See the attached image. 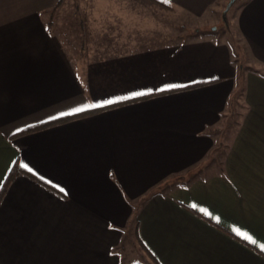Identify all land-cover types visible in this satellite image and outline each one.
Masks as SVG:
<instances>
[{"label": "crops", "instance_id": "0c3cea01", "mask_svg": "<svg viewBox=\"0 0 264 264\" xmlns=\"http://www.w3.org/2000/svg\"><path fill=\"white\" fill-rule=\"evenodd\" d=\"M85 1L0 0V264H264V0Z\"/></svg>", "mask_w": 264, "mask_h": 264}, {"label": "rangeland", "instance_id": "374dc122", "mask_svg": "<svg viewBox=\"0 0 264 264\" xmlns=\"http://www.w3.org/2000/svg\"><path fill=\"white\" fill-rule=\"evenodd\" d=\"M146 1V0H145ZM230 0H219L218 5V11H215V13L211 14L209 17L204 18H196V17H189L186 15H181L177 13H173L171 16V23L178 25L182 30H185V32L181 33L182 36L185 37H196V36H204V35H214L216 38L222 40L227 39L230 43H232V48H234V53H240L241 49L239 48L240 45H238V41L240 44L242 43L243 46H246L245 41H243L242 38H240L239 33L237 31V23H236V15L240 8V6L244 3L245 0H236V2L232 5V7L228 10L226 16L224 15L225 8ZM89 1L85 0H63V2L59 6V10L64 9H72L71 12H75L73 10L81 9L83 7L88 8ZM60 14V13H59ZM63 13H61L62 15ZM60 18L63 19L64 15ZM71 18V16L69 15ZM76 19L74 16V19H72V22ZM78 31L75 29V39L78 36ZM74 39V40H75ZM188 39V38H187ZM228 135V134H227ZM226 135V136H227ZM226 146L223 144V149ZM130 232V231H129ZM128 231L126 232V236ZM127 241V240H126ZM137 242V243H136ZM134 242V246L132 244L131 252L129 255V259L134 262H141L144 263L145 259L142 256V250L140 243L136 240ZM136 247V249L134 248ZM126 248L124 249V252H126ZM144 252V251H143ZM145 257L150 261L153 262L152 258H150L148 255H146V252H144Z\"/></svg>", "mask_w": 264, "mask_h": 264}, {"label": "trees", "instance_id": "16d2710c", "mask_svg": "<svg viewBox=\"0 0 264 264\" xmlns=\"http://www.w3.org/2000/svg\"><path fill=\"white\" fill-rule=\"evenodd\" d=\"M146 1H148L150 3H153V4H157V5L162 6V7H170V4L167 3V2H165L164 0H146ZM123 103L124 102H119V103H116V104H114L112 106L121 105ZM101 110H103V108H94L91 111L82 112V113H78V114H75V115H71V116H66V117H63V118H59V119L50 121L48 123L41 124V125L36 126V127L27 128V129L21 131L18 135H23V134H26L28 132L36 131V130H39L41 128L47 127V126L56 125V124H59V123H62V122H66V121H69V120H72V119H76V118H79V117H85V116L94 114L96 112H99ZM20 172L26 174L29 177H34L29 171H26V170L20 168L17 165H15L13 167V170L11 171L9 177L11 178L14 174H16V173L18 174Z\"/></svg>", "mask_w": 264, "mask_h": 264}, {"label": "water", "instance_id": "95a60500", "mask_svg": "<svg viewBox=\"0 0 264 264\" xmlns=\"http://www.w3.org/2000/svg\"><path fill=\"white\" fill-rule=\"evenodd\" d=\"M236 2V0H230L225 8L224 15L226 16L228 10L232 7V5Z\"/></svg>", "mask_w": 264, "mask_h": 264}, {"label": "snow or ice", "instance_id": "6c2138e0", "mask_svg": "<svg viewBox=\"0 0 264 264\" xmlns=\"http://www.w3.org/2000/svg\"><path fill=\"white\" fill-rule=\"evenodd\" d=\"M79 110V109H78Z\"/></svg>", "mask_w": 264, "mask_h": 264}]
</instances>
